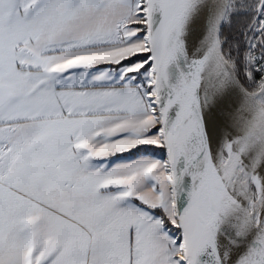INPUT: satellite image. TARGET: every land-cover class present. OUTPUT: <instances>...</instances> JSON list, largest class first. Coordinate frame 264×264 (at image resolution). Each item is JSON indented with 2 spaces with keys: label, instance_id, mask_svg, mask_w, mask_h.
Instances as JSON below:
<instances>
[{
  "label": "snow or ice",
  "instance_id": "obj_1",
  "mask_svg": "<svg viewBox=\"0 0 264 264\" xmlns=\"http://www.w3.org/2000/svg\"><path fill=\"white\" fill-rule=\"evenodd\" d=\"M0 264H264V0H0Z\"/></svg>",
  "mask_w": 264,
  "mask_h": 264
}]
</instances>
